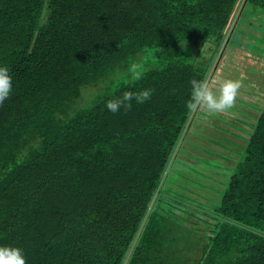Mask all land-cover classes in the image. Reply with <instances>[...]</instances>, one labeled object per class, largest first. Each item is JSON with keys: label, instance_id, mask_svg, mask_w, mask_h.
<instances>
[{"label": "trees", "instance_id": "1", "mask_svg": "<svg viewBox=\"0 0 264 264\" xmlns=\"http://www.w3.org/2000/svg\"><path fill=\"white\" fill-rule=\"evenodd\" d=\"M248 3L264 10V0H0V64L13 81L0 102V244L21 247L25 264H177L178 208L208 218L187 264H264V101L224 152L231 165L211 202L166 186L203 113L187 108L189 80L209 81ZM143 88L149 98L105 106Z\"/></svg>", "mask_w": 264, "mask_h": 264}, {"label": "rangeland", "instance_id": "2", "mask_svg": "<svg viewBox=\"0 0 264 264\" xmlns=\"http://www.w3.org/2000/svg\"><path fill=\"white\" fill-rule=\"evenodd\" d=\"M243 10L231 36L221 48V57L213 61L215 67L208 81L217 92L225 81L239 83L241 88L237 99L229 111L214 117L207 116L203 105L199 107L198 110L203 113H195L193 121L198 125L191 128L197 135H188L194 144H188L190 151L185 150L186 156L180 159L185 163L178 165L182 173H176L174 179L170 175L166 185H180L177 188L182 191V195H179L184 196L189 203H195L196 200L205 204L198 199L205 198L211 202L210 199L216 197L217 191L214 189L220 188L218 181H222L221 176L225 173L222 171L223 164L231 165L224 161L227 157L224 152L238 150L237 144L241 145L242 137L247 134L244 124L250 121V115L257 114L256 110L264 101V10L252 7L249 3ZM210 47V44L204 45L201 57L212 55ZM92 92V88L86 89L79 102H85ZM199 124L206 127L202 128ZM231 154L236 157V154ZM174 211L181 215L172 222V235L178 241L177 254L181 258L177 264H187L200 254L204 240L202 234L208 228L207 224L199 221L198 216L207 217L191 209L183 213L178 208H174ZM191 212L194 216L190 215Z\"/></svg>", "mask_w": 264, "mask_h": 264}, {"label": "clouds", "instance_id": "3", "mask_svg": "<svg viewBox=\"0 0 264 264\" xmlns=\"http://www.w3.org/2000/svg\"><path fill=\"white\" fill-rule=\"evenodd\" d=\"M189 84L190 98L186 101L187 108L192 111L203 105L208 117L229 111L241 88L239 83L225 81L217 92L210 87L207 78H191ZM12 87V75L8 66L0 64V102L10 95ZM151 91L150 88H143L139 92L125 89L121 95L106 100L105 106L109 111L115 112L121 105L130 106L133 97L137 101L149 98ZM0 264H25L23 249L15 244H0Z\"/></svg>", "mask_w": 264, "mask_h": 264}]
</instances>
